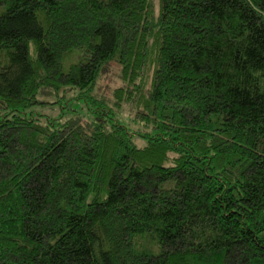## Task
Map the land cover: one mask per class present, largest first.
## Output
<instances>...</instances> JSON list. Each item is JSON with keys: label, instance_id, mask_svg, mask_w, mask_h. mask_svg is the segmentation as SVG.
Here are the masks:
<instances>
[{"label": "trees", "instance_id": "obj_1", "mask_svg": "<svg viewBox=\"0 0 264 264\" xmlns=\"http://www.w3.org/2000/svg\"><path fill=\"white\" fill-rule=\"evenodd\" d=\"M0 264H264V0H0Z\"/></svg>", "mask_w": 264, "mask_h": 264}, {"label": "rangeland", "instance_id": "obj_2", "mask_svg": "<svg viewBox=\"0 0 264 264\" xmlns=\"http://www.w3.org/2000/svg\"><path fill=\"white\" fill-rule=\"evenodd\" d=\"M118 88L125 89L126 86L121 79L119 67L112 63L99 77L92 94L96 99L103 100L109 106L112 114L110 119L125 127L132 134L131 137L136 147L142 148L146 144L144 137L150 131L144 123L135 118L133 107L126 103H121L118 107L114 105L116 98L113 93ZM63 94H39L37 105L30 109L33 117L40 121L50 119L58 123L69 119H78L81 124L94 121V106L85 103L82 99H77V92L66 91Z\"/></svg>", "mask_w": 264, "mask_h": 264}]
</instances>
